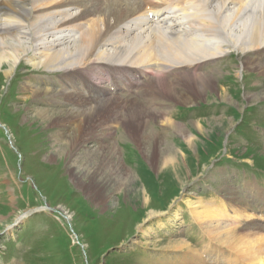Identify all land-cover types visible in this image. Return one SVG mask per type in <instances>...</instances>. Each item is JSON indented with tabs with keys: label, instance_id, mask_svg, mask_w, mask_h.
<instances>
[{
	"label": "rangeland",
	"instance_id": "rangeland-1",
	"mask_svg": "<svg viewBox=\"0 0 264 264\" xmlns=\"http://www.w3.org/2000/svg\"><path fill=\"white\" fill-rule=\"evenodd\" d=\"M258 56L256 52L240 54L232 49L223 59L192 71H169L165 75L169 79L179 72H204L216 77L215 88L223 94L193 96L188 104L171 96L165 98L172 101L166 100L161 93L155 100L152 92L158 90H152L154 79L150 76L142 78L143 86L117 96L122 102L137 101L147 111L155 112L147 114L148 126L138 133L139 137L150 139L157 123L155 127L166 130L163 145H173L189 157L183 187L168 172L159 174L144 143L125 137L132 132L128 123L115 124L111 130L108 124V129L97 130L96 137L90 134L86 142L78 143L101 154L104 160H110L112 154L115 160L109 165L120 163L125 174L136 177L148 197L147 207L124 189L106 194L108 197L94 191L90 175L88 179L79 176L83 185L79 184L69 168L75 159L68 149L63 150L65 156L54 157L55 148L66 139L58 142L53 136L60 133L68 137L73 128L45 122L40 116L38 119L36 110L49 109L52 116L59 117L70 105H62V100L45 102L47 98H34L30 93L24 96L22 89L30 81L42 88L61 89L60 84L55 87L50 81H61V72L37 70L27 58L21 59L10 78L0 72V264H249L238 250L208 236L193 211H198L204 201H214L218 205L212 207L211 228L218 225L247 238L264 237V74L248 63ZM243 64L244 71L240 72ZM36 77H47L48 81L42 79L47 86L37 84ZM146 85L151 87L148 93ZM178 92L183 94L182 89ZM201 104H213L221 112L201 119L207 111ZM200 106L204 114L187 115L183 110H203ZM163 108L167 115L165 112L159 118L162 113H157ZM174 115L179 124L194 132L193 138L200 145L196 151L185 148L184 139L167 125ZM220 118L227 122L214 121ZM193 122L201 123L207 131L205 136L193 129ZM118 128L123 129L117 141ZM115 147L116 154L112 152ZM80 153L83 155L82 150ZM87 159L78 158L76 169L80 174L99 166L98 159ZM113 165L107 174L115 178ZM151 212L156 215L152 217ZM204 222L210 221L207 218Z\"/></svg>",
	"mask_w": 264,
	"mask_h": 264
},
{
	"label": "bare ground",
	"instance_id": "bare-ground-1",
	"mask_svg": "<svg viewBox=\"0 0 264 264\" xmlns=\"http://www.w3.org/2000/svg\"><path fill=\"white\" fill-rule=\"evenodd\" d=\"M232 49L240 54L259 53L258 59L248 63L264 74V0H0V72L10 78L22 58H27L37 70L61 72V81L50 79L55 87L60 84L61 89L42 88L29 84L31 81L25 82L22 89L24 96L30 93L34 98H47L43 99L45 102L62 100V105H70L59 117L52 116L49 109L36 110L38 119L40 116L45 122L56 121L58 125L73 128V134L68 137L60 133L53 136L58 142L66 139V143L55 148L57 154L54 157L65 156L63 150L68 149L75 159L69 165L75 180L79 181L81 175L88 179L90 175L94 191L108 197L106 194L124 189L128 196L140 199L146 207L150 203L145 190L138 186L135 176L124 173L120 163L117 167L112 164L115 178L107 174L112 168L110 160H115L112 154L110 160H104L101 154L98 156L90 147H80L78 143L86 142L90 134L96 137L97 130L108 129V124H111L108 129L111 130L115 124L128 123L132 132L125 137H132V142L144 143L152 165L160 169L159 174L168 172L182 187L185 186V161L188 164L189 157L185 158L173 145H163L162 135L166 130L152 132L150 139L138 136L148 126L147 114L155 112L147 111L137 101L122 102L114 98V94L118 90L130 91L133 83L140 80L137 74L153 77L152 90H158L152 92L155 100L161 93L164 98L171 96L174 101L188 104L193 101V96L221 93L215 88L216 77L212 74L194 75L187 70V73L171 74V79L165 75L172 69L185 66L194 69L221 60ZM100 71L108 73L104 80L94 76ZM36 78L37 84L47 86L48 82H43L48 81L47 77ZM114 82L117 88L113 94ZM148 87L144 86L147 93L151 91ZM178 89H182L183 94ZM217 120L227 122L223 118L214 121ZM167 125L184 139L185 148L194 152L200 146L193 138L194 132L185 128L186 125L175 120H169ZM190 125L201 135H206L201 123V126L197 122ZM80 150L83 151L81 156ZM112 152L118 153L116 147ZM79 157L98 159L99 166L88 169V174H80L76 169ZM79 184L83 185L80 181ZM216 205L214 201H204L198 211H193L208 236L213 235L223 245L238 250L249 264H264L263 236L247 238L218 225L211 228L210 214ZM154 215L151 212V216ZM207 218L210 222H204ZM224 235L226 237H222Z\"/></svg>",
	"mask_w": 264,
	"mask_h": 264
},
{
	"label": "crops",
	"instance_id": "crops-1",
	"mask_svg": "<svg viewBox=\"0 0 264 264\" xmlns=\"http://www.w3.org/2000/svg\"><path fill=\"white\" fill-rule=\"evenodd\" d=\"M177 123L179 124V122H177ZM153 128H156L157 131L161 132V128L160 127L157 128V127L154 126ZM123 143H126V142H123Z\"/></svg>",
	"mask_w": 264,
	"mask_h": 264
}]
</instances>
